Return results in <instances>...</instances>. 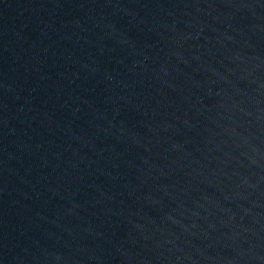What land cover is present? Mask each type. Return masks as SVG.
<instances>
[{
	"label": "water",
	"instance_id": "obj_1",
	"mask_svg": "<svg viewBox=\"0 0 264 264\" xmlns=\"http://www.w3.org/2000/svg\"><path fill=\"white\" fill-rule=\"evenodd\" d=\"M0 264H264V0H0Z\"/></svg>",
	"mask_w": 264,
	"mask_h": 264
}]
</instances>
